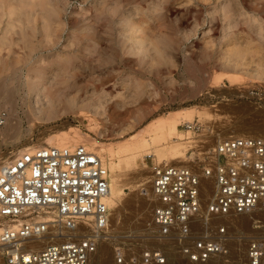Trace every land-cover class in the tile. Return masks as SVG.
Segmentation results:
<instances>
[{
	"label": "rangeland",
	"instance_id": "1",
	"mask_svg": "<svg viewBox=\"0 0 264 264\" xmlns=\"http://www.w3.org/2000/svg\"><path fill=\"white\" fill-rule=\"evenodd\" d=\"M260 1L0 0L1 77H8L6 70L14 62L22 66L26 61L29 67L53 60L69 67L77 64L76 70L64 72L74 83L70 96L79 97L82 104L103 105L99 113L93 107L83 110L85 114L61 111L53 121L30 123L20 86L15 109L21 125L16 137L0 133V166L28 152L24 148L45 147L47 139L53 142L71 128L101 146L118 149L157 118L169 122V129L176 119L172 139L191 140L185 148L186 162L173 166L191 165L199 152H208L232 135L264 136V0ZM56 68L51 67L48 78L59 74ZM72 72L78 74L76 79L69 77ZM26 74L27 67L19 74L24 75L23 83ZM187 111L194 112L192 119L181 117ZM197 120L205 127L202 133L182 128ZM155 159L147 156L136 166H118L122 195L115 209L110 208L109 227L87 264H116L120 251L128 262L145 247L160 248L167 264H193L181 253L179 234L160 238L151 224L152 169L159 164ZM109 160L105 156L107 167ZM209 182L213 184L205 180ZM198 219L191 227L196 238L218 237L217 227H226L225 253L204 264H245L248 242L264 233V216L254 212L213 217L209 225Z\"/></svg>",
	"mask_w": 264,
	"mask_h": 264
},
{
	"label": "built area",
	"instance_id": "2",
	"mask_svg": "<svg viewBox=\"0 0 264 264\" xmlns=\"http://www.w3.org/2000/svg\"><path fill=\"white\" fill-rule=\"evenodd\" d=\"M200 134L198 120L182 125ZM212 133V129L208 130ZM151 224L160 238H181V253L204 264L225 253L222 235L193 237L195 219L264 210V136H234L199 152L189 166H153ZM205 180L212 181L205 203ZM110 171L84 145L38 147L0 166V253L2 264H87L110 222ZM47 244L37 246L39 244ZM116 264H167L158 247H145ZM245 264H264V233L248 242Z\"/></svg>",
	"mask_w": 264,
	"mask_h": 264
},
{
	"label": "bare ground",
	"instance_id": "3",
	"mask_svg": "<svg viewBox=\"0 0 264 264\" xmlns=\"http://www.w3.org/2000/svg\"><path fill=\"white\" fill-rule=\"evenodd\" d=\"M262 1H260V3ZM262 8L261 10H263ZM238 53H240V56L238 55V58L239 59L243 58L244 56L242 55L243 53L242 54L241 52ZM47 62L46 61L43 62L47 64L46 66L44 64L43 66L41 65L42 63H40L33 65L32 67H29L31 63L29 64L26 61L25 63H23L22 66H21L22 64L21 62L19 66L17 64L18 62L17 63L14 62L12 64L10 63V65L9 64L8 65L11 66V68L8 67L9 70L8 68L6 70L9 71L8 77H6L7 74L6 76L1 77V73L3 74V72L1 71L2 66H0V105L3 104L2 105L3 107L2 106L1 107L4 110L7 108L5 112H3V110L0 109V111H2L0 112V131H1L0 133L5 134L8 132L11 136H15V137L19 133L21 119L19 117L20 115H18L17 113V109L15 108L17 104L16 94L18 90H20L19 89L20 86H23L25 90V95L27 97V99L24 100L23 105H27L26 108L28 107L26 112H29V115L27 114V117L30 116L28 119L30 123L34 122L36 124L37 122L38 124L41 122L53 121L54 119L59 117V113L61 111H65V112L79 111L80 113H82L83 110L90 109L91 107L95 108L98 111V109L101 108V106H103L102 104L99 103L90 104L89 102L87 104H84L83 102L82 104V102L80 103L79 97L70 96L71 90H73L72 87H74L73 85L74 83H70L69 80L64 78L65 77L64 72L67 73V71H71L73 69L76 70V67H78L79 65L69 63L70 64L69 67V65L66 62L57 61V60L56 61L53 60L50 63ZM53 65L57 66L56 69H58V71L60 72L59 74L53 76V78L51 79L52 76L50 78H48V76L50 73L53 72V69H51ZM25 67H27V74L25 76V82L23 83L22 80L24 75L22 76L19 74L22 73V71H24ZM74 72H72V74L69 76L72 79H76L78 77V74ZM257 76L258 77L263 76V70L257 71ZM229 80L231 82H234L232 78H229ZM21 92L24 91L22 90ZM4 106L6 108H4ZM83 114H85L84 111ZM193 114L194 112L187 111V113L185 115H182L181 117L186 118L188 120V119H192ZM204 114L207 115V113H200V115H204ZM32 115H35V117L31 118ZM178 117H180V115H178L177 118ZM167 118L170 117L167 116ZM91 121L94 120L90 119V122ZM173 121L174 123L172 124V128L169 129L167 127V123L169 122H167L164 118L161 119L157 118L152 120L143 128L141 132L135 134L129 140H127V142L121 144L118 147V149H114L112 147H104V145L101 146L98 141H94L91 140V138L83 136L80 132H78V130H74V128H71V130L67 129V131L65 132H61L63 134L58 135L55 139L52 137V139H54L53 142L47 139L46 146L66 147V146L84 145L87 148L91 146L94 151H96L99 155H101V159L105 164H106V162L104 161L105 156L109 157L111 161L109 160L110 164H108L109 165L108 168L110 170L111 182H110L109 197L107 201L110 208L115 209V207L118 204V200L121 198L122 195L121 193L123 189L121 185L122 180L120 178V175L117 173V168L118 166H120V164L125 167L136 166L138 159H145V157L147 156H153V157L155 156L156 157L155 160H157V162L159 163L181 164L186 162L184 158L185 148L188 144H190L191 140L189 137L179 139L178 137L180 136H178L176 140L172 139V135L177 132L176 126L174 125L176 119ZM231 137H234V135H232ZM32 149L33 147H26L23 150L32 151ZM101 150L104 151V153H102ZM20 152H22V150ZM115 156L119 158V162L117 161L118 163L114 161ZM137 185H138L137 187H141L142 184L139 181V184ZM209 186H211L210 182L204 184L205 187L203 190L204 200L211 199L212 193ZM254 213H257V215L261 217L264 216V210H256L254 211ZM111 215L113 214L111 213L110 216ZM241 215L244 216V214ZM228 216L233 217L234 215L231 214ZM45 242L37 246H43L47 244Z\"/></svg>",
	"mask_w": 264,
	"mask_h": 264
},
{
	"label": "crops",
	"instance_id": "4",
	"mask_svg": "<svg viewBox=\"0 0 264 264\" xmlns=\"http://www.w3.org/2000/svg\"><path fill=\"white\" fill-rule=\"evenodd\" d=\"M251 122V121H248V123Z\"/></svg>",
	"mask_w": 264,
	"mask_h": 264
}]
</instances>
